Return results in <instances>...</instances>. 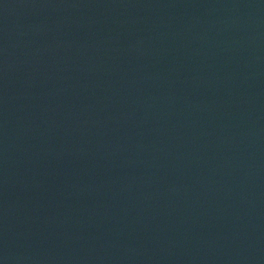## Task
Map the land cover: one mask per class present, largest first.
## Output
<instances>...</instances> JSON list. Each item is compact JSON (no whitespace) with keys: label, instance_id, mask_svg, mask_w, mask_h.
Wrapping results in <instances>:
<instances>
[{"label":"water","instance_id":"95a60500","mask_svg":"<svg viewBox=\"0 0 264 264\" xmlns=\"http://www.w3.org/2000/svg\"><path fill=\"white\" fill-rule=\"evenodd\" d=\"M0 264H264V0H0Z\"/></svg>","mask_w":264,"mask_h":264}]
</instances>
